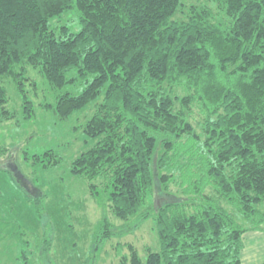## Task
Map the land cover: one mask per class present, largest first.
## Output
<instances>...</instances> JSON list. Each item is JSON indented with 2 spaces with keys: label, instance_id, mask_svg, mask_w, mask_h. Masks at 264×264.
Listing matches in <instances>:
<instances>
[{
  "label": "trees",
  "instance_id": "obj_1",
  "mask_svg": "<svg viewBox=\"0 0 264 264\" xmlns=\"http://www.w3.org/2000/svg\"><path fill=\"white\" fill-rule=\"evenodd\" d=\"M67 12L78 32L52 27ZM29 68L56 89L86 82L59 97V120L95 103L83 131L99 141L71 173L124 222L105 215L99 242L154 219L160 250L144 261L127 244L119 264H243L244 236L264 231V0H0V77L25 120ZM9 103L0 85V130L15 118ZM9 152L0 144V158ZM26 159L62 161L52 150ZM44 227L35 254L49 262Z\"/></svg>",
  "mask_w": 264,
  "mask_h": 264
},
{
  "label": "rangeland",
  "instance_id": "obj_2",
  "mask_svg": "<svg viewBox=\"0 0 264 264\" xmlns=\"http://www.w3.org/2000/svg\"><path fill=\"white\" fill-rule=\"evenodd\" d=\"M51 25L53 28L67 26L72 32L81 29L75 12L52 19ZM29 74L36 83L27 85L28 97L34 103L31 120L24 118L21 95L13 79L0 77V85L7 89L10 97L9 108L16 114L14 120L4 123L0 130V144L7 145L10 150L7 156L0 158V264H23V251L32 264H119L120 256L128 253L127 244H133L145 261L148 248L160 250L154 219L122 237L99 242L105 215L116 225L124 222L112 216L106 203L92 198L86 179L71 173L73 161L99 141L86 136L83 131L94 114L95 103L76 112L67 121L59 120L55 109L60 96L80 94L86 82L79 79L56 89L38 70L29 68ZM49 150L61 157L60 164L46 167V164L26 159L27 155L31 158ZM9 156L16 160L23 175L43 193V200L38 204V199L18 182L9 167ZM177 189L171 185L172 191ZM44 220L52 221L54 226L49 262L39 260L35 254L36 244L45 233ZM119 246H124L121 251Z\"/></svg>",
  "mask_w": 264,
  "mask_h": 264
},
{
  "label": "crops",
  "instance_id": "obj_3",
  "mask_svg": "<svg viewBox=\"0 0 264 264\" xmlns=\"http://www.w3.org/2000/svg\"><path fill=\"white\" fill-rule=\"evenodd\" d=\"M14 164H17L16 160ZM244 243L243 264H264V231L248 232L244 236Z\"/></svg>",
  "mask_w": 264,
  "mask_h": 264
},
{
  "label": "water",
  "instance_id": "obj_4",
  "mask_svg": "<svg viewBox=\"0 0 264 264\" xmlns=\"http://www.w3.org/2000/svg\"><path fill=\"white\" fill-rule=\"evenodd\" d=\"M9 167L14 171L20 185L24 189H26L30 195L34 196L35 198H39L42 195V192L37 189L34 184L23 175L17 164H14V162H12L10 163Z\"/></svg>",
  "mask_w": 264,
  "mask_h": 264
}]
</instances>
